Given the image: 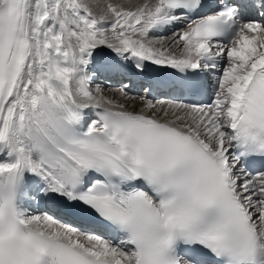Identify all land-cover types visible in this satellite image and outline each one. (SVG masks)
<instances>
[{"label":"snow or ice","instance_id":"6c2138e0","mask_svg":"<svg viewBox=\"0 0 264 264\" xmlns=\"http://www.w3.org/2000/svg\"><path fill=\"white\" fill-rule=\"evenodd\" d=\"M0 264H264V0H0Z\"/></svg>","mask_w":264,"mask_h":264},{"label":"bare ground","instance_id":"6f19581e","mask_svg":"<svg viewBox=\"0 0 264 264\" xmlns=\"http://www.w3.org/2000/svg\"><path fill=\"white\" fill-rule=\"evenodd\" d=\"M170 71H172V70H169V69H162V70L160 71V74H161V75H165V74H167V73L170 72ZM110 83H114V82H110Z\"/></svg>","mask_w":264,"mask_h":264}]
</instances>
